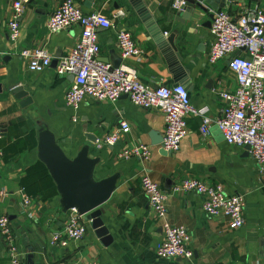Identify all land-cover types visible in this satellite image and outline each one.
Masks as SVG:
<instances>
[{
    "label": "crops",
    "instance_id": "0c3cea01",
    "mask_svg": "<svg viewBox=\"0 0 264 264\" xmlns=\"http://www.w3.org/2000/svg\"><path fill=\"white\" fill-rule=\"evenodd\" d=\"M14 1L0 0V217L6 216L10 222L21 264H264V181L245 148L228 145L214 124L203 136L201 119L189 117L180 150L167 153L162 142L154 144L152 136L162 138L163 114L137 108L126 96L113 103L87 99L76 111L67 108L64 96L73 79L57 75L56 67L73 48L81 30L73 26L50 33L47 21L64 0H29L18 21L19 38L12 42L8 23ZM72 1L84 14L100 11L112 18L118 11L123 13L114 20L113 29L97 31L101 62L135 69L140 81L152 88L182 85L200 114L211 119L220 116L218 93L234 91L236 83L228 60L207 61L213 42L212 10L204 1L187 0L201 3L208 11L196 10L191 18V13L172 6L175 0H140L164 38L175 35L177 52L168 44H159V36L155 38L148 30L149 20L140 18L130 0ZM244 4L264 11V0H234L230 7L224 2L222 9L235 18ZM119 30L131 34L142 51L140 60L120 58L116 45ZM38 48L45 50L52 62L44 71L33 73L22 52ZM16 86L27 93L29 105L22 106V99L13 96L11 89ZM121 121L127 122L129 133L114 146L96 148V141L113 133ZM41 127L54 133L69 158L88 146L98 159L96 181L116 177L115 190L100 207L111 237L108 245L97 238L87 221L86 235L80 241H70L65 248L50 244L52 233L63 228L67 212H62L56 185L37 157L36 135ZM139 143L149 146L148 161L118 157ZM143 174L167 194L166 220L188 232L190 259H166L156 254L163 241L162 222L141 190ZM186 177L220 185L229 196H244V225L230 230L228 218H212L203 212L201 196L172 194L173 186ZM23 194L33 203L27 213L21 204ZM0 264H10L1 234Z\"/></svg>",
    "mask_w": 264,
    "mask_h": 264
},
{
    "label": "built area",
    "instance_id": "2783aa9c",
    "mask_svg": "<svg viewBox=\"0 0 264 264\" xmlns=\"http://www.w3.org/2000/svg\"><path fill=\"white\" fill-rule=\"evenodd\" d=\"M28 2L29 0L13 2L12 18L8 23V35L12 42L19 38L18 21ZM186 2L187 0H175L172 6L180 9ZM224 2L228 7L234 4V0ZM210 13L213 42L207 61L215 64L220 60H228V69L234 75L236 83L234 91L222 90L218 93L221 105L218 118L211 119L200 114L191 104L188 91L182 85L152 88L140 81L135 69L125 64L112 67L101 62L97 31L113 29L114 20L123 13L118 11L112 18L100 11L84 14L72 0H64L47 21L50 33L73 26H78L81 30L73 48L59 59L56 67L57 75L73 76V81L65 92L64 104L76 111L87 99L113 103L121 96H126L137 108L158 110L163 114L165 123L161 147L170 154L180 150L187 135V118L199 117L200 133L203 136L208 134L209 126L214 124L228 145L249 147L248 153L256 165L259 177L264 181V11L257 6L244 4L235 18L224 9L212 10ZM116 45L122 60L142 58V51L127 30L116 33ZM22 55L29 59L28 69L33 73L44 71L52 62L51 56L39 48L31 52L23 51ZM129 131L127 122L121 121L113 133L97 140L95 147L114 146ZM118 157L146 162L151 158V152L148 145L139 143L121 151ZM1 159L0 151V166ZM140 187L154 215L162 222L163 241L156 249V254L166 259H190L192 253L188 247V232L182 227L171 226L166 220L167 194L145 174L140 178ZM171 193H194L201 196L203 212L212 218H228L230 230L240 229L244 225V196H229L220 185H209L186 177L173 186ZM21 204L27 213L33 204L32 199L23 194ZM86 230L84 216L76 209H70L63 228L52 233L50 244L65 248L70 241H80L86 235ZM0 234L10 257V264H21L15 237L6 216L0 217Z\"/></svg>",
    "mask_w": 264,
    "mask_h": 264
},
{
    "label": "water",
    "instance_id": "95a60500",
    "mask_svg": "<svg viewBox=\"0 0 264 264\" xmlns=\"http://www.w3.org/2000/svg\"><path fill=\"white\" fill-rule=\"evenodd\" d=\"M204 1V2H203ZM138 12L140 18L148 21V30L156 38L160 45L168 44L174 52H177L175 46V35L170 34L167 39L163 33L151 21L142 2L140 0H130ZM204 5L211 10H220L223 8V0H202ZM180 10L191 13V18L196 10L208 12L201 3L187 2ZM210 22L212 15L210 14ZM119 66V65H118ZM115 66V67H118ZM73 79V76H71ZM11 93L16 99H22V106L29 105L31 99L22 88L16 86L11 89ZM154 144L162 142V138L153 134ZM37 157L47 168L52 180L54 181L58 194L60 196V206L63 213L70 209H76L84 219L90 223L92 230L98 239L105 245L110 242V236L107 228L101 219L102 210L100 207L110 198L116 188V177L112 176L100 181L94 179V170L98 164V159L94 158L90 148L84 146L74 158H69L58 143L54 133L47 127H41L37 131ZM249 147H245L248 152Z\"/></svg>",
    "mask_w": 264,
    "mask_h": 264
},
{
    "label": "trees",
    "instance_id": "16d2710c",
    "mask_svg": "<svg viewBox=\"0 0 264 264\" xmlns=\"http://www.w3.org/2000/svg\"><path fill=\"white\" fill-rule=\"evenodd\" d=\"M39 166H42L41 164H39ZM43 167V166H42ZM44 168V167H43Z\"/></svg>",
    "mask_w": 264,
    "mask_h": 264
}]
</instances>
